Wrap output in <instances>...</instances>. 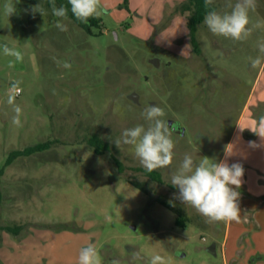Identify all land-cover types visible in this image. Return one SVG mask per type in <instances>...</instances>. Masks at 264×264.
Returning a JSON list of instances; mask_svg holds the SVG:
<instances>
[{
	"label": "rangeland",
	"instance_id": "1",
	"mask_svg": "<svg viewBox=\"0 0 264 264\" xmlns=\"http://www.w3.org/2000/svg\"><path fill=\"white\" fill-rule=\"evenodd\" d=\"M235 2L210 6L224 12ZM183 3L100 0V26L88 33L42 2L0 0V169L10 152L50 142L4 168L0 225L21 229L16 236L1 231V264H78L80 249L90 243L102 264H149L154 254L168 264H220L209 249L219 233L196 229L206 224L220 231L221 222L207 223L181 204L170 180L186 153L220 161L239 116L264 115V56L250 67L264 42V0L249 12L253 31L244 41L216 36L200 23L199 53ZM6 4L15 5V14L6 13ZM34 5L46 15L33 13ZM58 21L68 30L60 31ZM150 104L176 125L173 163L154 170L162 184L148 176L133 146L112 142L126 128L147 127L143 112ZM93 135L101 153L88 143ZM157 198L181 211L184 227Z\"/></svg>",
	"mask_w": 264,
	"mask_h": 264
},
{
	"label": "clouds",
	"instance_id": "2",
	"mask_svg": "<svg viewBox=\"0 0 264 264\" xmlns=\"http://www.w3.org/2000/svg\"><path fill=\"white\" fill-rule=\"evenodd\" d=\"M68 4L76 20L85 24L90 18L99 17L104 11L100 6V0H68ZM212 4L213 0H205L206 8ZM225 7L230 11L220 12L215 9L207 11L203 17V24L216 36H223L233 41L248 39L253 31V28L249 27V12L255 9L256 0H236L234 4L227 3ZM5 11L9 16L15 14V5L6 4ZM32 11L46 15L40 5H34ZM68 12L69 9L63 6L56 8L53 0V16L66 18ZM56 27L60 31L68 30L67 25L59 21ZM257 46L261 55L254 59L250 58L251 68L259 65L261 57L264 56V42H259ZM4 52L8 53L7 44L4 45ZM13 55L17 60L22 59L18 51ZM58 66H61L59 62ZM62 66L70 68L71 64L65 62ZM14 111L16 115L13 117V123L18 124L21 109L16 107ZM143 115L150 122L147 127L136 125L126 128L121 136L112 142L118 148L121 144L133 146L136 158L148 172L167 168L173 163L175 144L172 134L176 131V125L169 124V121L163 119L165 111L156 104L146 106ZM258 123L264 128V115L259 117ZM260 136L264 137V135ZM229 155L230 152L227 151L225 159L209 164L207 158L197 160L186 153L171 175L170 184L178 189V194H174L175 198L181 204L194 208L207 223L240 221L238 189L242 184L244 168L239 162L229 163ZM133 256L138 257L139 253L134 252ZM78 264H102V258L94 243L80 249ZM111 264H120V262L113 259ZM149 264H168V262L161 255L154 254Z\"/></svg>",
	"mask_w": 264,
	"mask_h": 264
},
{
	"label": "crops",
	"instance_id": "3",
	"mask_svg": "<svg viewBox=\"0 0 264 264\" xmlns=\"http://www.w3.org/2000/svg\"><path fill=\"white\" fill-rule=\"evenodd\" d=\"M258 121L256 116H239L221 157L225 159L228 151V162H239L244 168L238 189L240 221L221 222L220 231L206 224L196 229L219 233L209 249L217 251L220 264H264V137L260 136L264 135V128Z\"/></svg>",
	"mask_w": 264,
	"mask_h": 264
},
{
	"label": "trees",
	"instance_id": "4",
	"mask_svg": "<svg viewBox=\"0 0 264 264\" xmlns=\"http://www.w3.org/2000/svg\"><path fill=\"white\" fill-rule=\"evenodd\" d=\"M29 1H32L34 3L42 2L46 6L50 7L51 9L53 8V0H29ZM126 1L127 0H124V4H126ZM54 5L56 8H60L61 6L68 8L69 12H68L67 18L71 19L77 26H79V28H81L82 30H84L88 33H91V29L93 27H99L100 26V18H98V17L90 18L88 23H86V24L76 20V18L71 14L70 5L68 4V0H54ZM211 9H213V7H211V6H209L208 8L205 7V0H186V3H183V5H182L181 13L185 15V20H186L185 25H186L188 32H189V35H190L191 44H192L194 51L196 53H199V49H198V46H197L196 41H195L196 27L200 23L203 22L204 15L206 14L207 11H209ZM88 143L90 144L92 149H94L95 153H101V149L102 148L104 149L103 144L98 139V137L95 135H93L92 138L89 139ZM49 145H50V142L47 141V142L39 143V144L34 145V146L24 148L22 150L10 152L4 166L0 169V181H1V176L4 173V168L12 160L17 158L18 156H28V155H31L35 152L45 150L46 148H48ZM147 174L150 178H152L157 183H159V184L163 183L161 176L157 172L152 171V172H148ZM128 182L130 184H132L135 188L145 192L140 183H138L136 181H130V180H128ZM1 196L2 195H1V191H0V204H1ZM156 201L158 203H160L161 205H163L164 207L169 208V210L173 211L176 214L175 225L184 227L183 222H184L185 218L182 215L180 210L174 209L169 203L163 201L160 198H157ZM20 229H21V226H15V227L3 226L2 227L0 225V243L2 240L1 233L3 231H7L8 233H11L12 235L16 236L20 232ZM0 264H1V262H0Z\"/></svg>",
	"mask_w": 264,
	"mask_h": 264
},
{
	"label": "built area",
	"instance_id": "5",
	"mask_svg": "<svg viewBox=\"0 0 264 264\" xmlns=\"http://www.w3.org/2000/svg\"><path fill=\"white\" fill-rule=\"evenodd\" d=\"M19 92H20V91L17 89V90L15 91V94H16V95H18V94H19Z\"/></svg>",
	"mask_w": 264,
	"mask_h": 264
}]
</instances>
